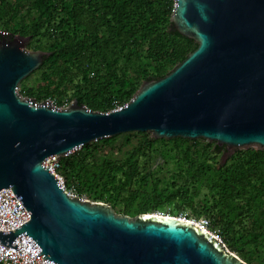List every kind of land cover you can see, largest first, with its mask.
Instances as JSON below:
<instances>
[{
	"label": "water",
	"instance_id": "95a60500",
	"mask_svg": "<svg viewBox=\"0 0 264 264\" xmlns=\"http://www.w3.org/2000/svg\"><path fill=\"white\" fill-rule=\"evenodd\" d=\"M174 1L170 20L196 49L108 112L23 96L19 85L50 52L30 50V36L0 35V191L12 187L32 215L0 230L3 245L39 244L37 258L48 264H248L191 220L130 217L72 195L44 164L126 132L215 142L227 149L221 164L236 150L264 149V0ZM11 198L4 204L13 206Z\"/></svg>",
	"mask_w": 264,
	"mask_h": 264
},
{
	"label": "trees",
	"instance_id": "16d2710c",
	"mask_svg": "<svg viewBox=\"0 0 264 264\" xmlns=\"http://www.w3.org/2000/svg\"><path fill=\"white\" fill-rule=\"evenodd\" d=\"M173 8L174 0H0V35L8 40L30 36L28 48L50 52L37 70L36 83L22 85L25 97L40 102L72 90V101L108 112L128 103L144 81L165 76L196 49V42L171 22ZM142 134L121 160L104 151L115 147L118 136L62 157L59 173L66 187L73 185L78 193L113 206L126 193L124 212L133 217L165 212L178 199L196 210L198 187L191 193L189 185L174 183L175 191L169 184L159 188L161 180L143 171L141 161L149 152L170 155L176 170L188 169L189 182L208 179L212 201L199 214L220 228L232 251L250 264L264 237V149L240 151L213 168L202 161L210 142L201 150L198 141ZM215 149L227 150L216 143ZM176 210L169 214L177 216ZM246 216L251 225L241 228Z\"/></svg>",
	"mask_w": 264,
	"mask_h": 264
},
{
	"label": "rangeland",
	"instance_id": "374dc122",
	"mask_svg": "<svg viewBox=\"0 0 264 264\" xmlns=\"http://www.w3.org/2000/svg\"><path fill=\"white\" fill-rule=\"evenodd\" d=\"M174 4H175V1H174ZM29 43H30V40L28 41L27 44H29ZM29 49L34 50L31 48H29ZM37 70L33 74L28 76V78L24 79L21 82V84L19 85V88H18L19 92L22 89V85L32 86L36 83V79L39 76ZM70 93H72V90H69L64 95L56 93L54 97H47V98L41 100L39 103L50 101L54 106H57V107L67 106L73 102L71 100ZM142 133L149 134L150 136L152 135L151 132H126V133L119 134V135H117L118 138L116 139V141L114 143L115 147L106 148L104 150L105 153L106 154H112V156L117 160L124 159L127 152L131 151L133 149V147L138 145L139 142L143 139ZM160 139H164V138H160ZM192 141L200 142V149H201L202 145L204 146L205 144L209 143V141L204 140V139H195ZM210 143L212 144V146L210 147V150H208L207 155L202 157V161H204V163L206 162L207 164L212 165L213 168H218L222 162L223 155H224L225 151L216 153L215 142H210ZM82 147L76 149L72 153L79 152L80 150H82ZM248 149H259V148L258 147H251V148L239 149V150H236L235 152H233L232 156H234V155L238 156L240 151H244V150H248ZM82 154H85V152L83 151ZM96 155L100 156V153H96ZM229 157L230 156H228L226 158V162H227ZM141 162L143 163V166L145 168V169H143L144 172H150V174H152L153 178L161 180L162 183H161L159 188H163L164 186L169 184V186H170L169 190L175 191L177 186H175L174 183L182 185V186L183 185H186V186L189 185L190 186V193H191V192H193V190H195V188L198 187L196 198H195V205H196L195 209L196 210L192 209L188 204L184 203L183 199H178L175 204L169 205L167 207V209L165 210V212H161V213H165L167 215H170L169 213L171 212V210L176 208L177 210L175 211L174 214H176L177 217L186 218V219L192 220V221L198 220V219L203 217L201 214H199L200 209L203 207V205H210V202L212 201V191L210 189V183H209L208 179H205V181H203L199 184L189 182L191 180L192 176H191V174L188 173V169H186L183 172L176 170L177 168L175 165L176 164L175 160L170 155H168V157L164 156L161 152H157V151L149 152L147 156L142 158ZM192 173H194L193 170H192ZM59 174L61 176H63L61 173H59ZM67 186H68L67 189L70 192L74 193V195L79 196L80 198H82L84 200H89L92 203L103 202V203L109 204L112 207H114V209L117 213L122 214V215H128V214H125V212H124V204L126 202V196H127L126 193H123L122 196L120 197V200L118 201V203L113 206L112 203L108 202L107 200L105 202L104 201H96L92 197H89L88 195H86L85 193H81V194L78 193L77 188L73 185L70 186L67 184ZM128 216H130V215H128ZM130 217H133V216H130ZM242 222L243 223L240 224L241 228L249 227L251 225V218H248L246 216L243 218ZM210 231L222 240V242L224 243V245L226 246V248L228 250L233 252L232 248L229 245V242H227L226 236L223 233H221L220 228L211 227ZM241 233H242V231L240 230V235H241ZM247 249L252 250L254 248H248L247 247ZM233 253L237 254L238 256H240L242 258L241 254L239 252H233ZM250 254H252L251 251H250ZM242 259L245 260L244 258H242ZM250 264H264V237L260 240V245L257 249V253L253 254V259H252V262Z\"/></svg>",
	"mask_w": 264,
	"mask_h": 264
},
{
	"label": "built area",
	"instance_id": "2783aa9c",
	"mask_svg": "<svg viewBox=\"0 0 264 264\" xmlns=\"http://www.w3.org/2000/svg\"><path fill=\"white\" fill-rule=\"evenodd\" d=\"M119 107L121 106H118L117 108ZM60 160L61 159L58 156L52 155L44 161V164L52 169V173H54L63 183V188L67 190L70 194L74 195V193L70 192L67 189L63 176L58 173L60 168ZM10 196L15 197L16 199V201H14L13 198H11V204H13V206L11 207L4 204V202ZM31 218V213L24 206L23 203H20L12 187L0 191V230H3L5 232L15 230L30 221ZM194 221L202 228L211 232L210 228L212 225L211 220L209 218L202 217L198 220H193V222ZM20 245L21 249L18 251H14L11 248L3 245L0 241V264H48L43 258L45 254L37 258V256L40 254L39 244H35V249H31L29 247V244H25L24 242H21Z\"/></svg>",
	"mask_w": 264,
	"mask_h": 264
},
{
	"label": "bare ground",
	"instance_id": "6f19581e",
	"mask_svg": "<svg viewBox=\"0 0 264 264\" xmlns=\"http://www.w3.org/2000/svg\"><path fill=\"white\" fill-rule=\"evenodd\" d=\"M161 214L164 215V216L167 215V214H164V213H161Z\"/></svg>",
	"mask_w": 264,
	"mask_h": 264
}]
</instances>
